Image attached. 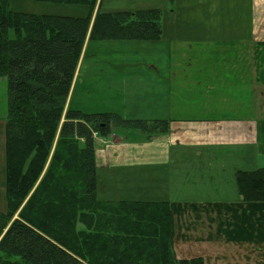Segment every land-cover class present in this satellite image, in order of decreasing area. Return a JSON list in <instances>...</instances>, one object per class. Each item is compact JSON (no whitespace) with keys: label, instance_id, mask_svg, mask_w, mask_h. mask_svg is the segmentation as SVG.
<instances>
[{"label":"trees","instance_id":"1","mask_svg":"<svg viewBox=\"0 0 264 264\" xmlns=\"http://www.w3.org/2000/svg\"><path fill=\"white\" fill-rule=\"evenodd\" d=\"M88 6L86 17L14 12L0 0V79L8 81L6 116L8 228L0 264H205L178 259L169 203L98 197L96 138L114 129L154 137L166 120L86 114L68 104L87 37L159 41L162 12H101L100 0H33ZM243 202L264 203V167L237 171Z\"/></svg>","mask_w":264,"mask_h":264},{"label":"crops","instance_id":"2","mask_svg":"<svg viewBox=\"0 0 264 264\" xmlns=\"http://www.w3.org/2000/svg\"><path fill=\"white\" fill-rule=\"evenodd\" d=\"M170 1L165 5L171 28L165 31L162 16L159 59L148 65L157 88L149 118L169 121V132L151 137L114 129L97 138V195L107 183L114 192L137 183V192L152 199L142 202L169 203L178 259L264 264V203L243 202L240 195L237 207L221 202L226 177L239 171L229 169V157L253 160L261 145L264 151V0H249L248 16L241 17L239 0ZM222 7L237 9L235 17L223 21L212 11ZM246 57L251 59L245 62ZM240 71L251 72L250 83ZM250 84L262 87L260 99L239 95ZM6 116L0 115L1 214L7 211ZM175 182L177 198H170L167 189ZM107 197L129 201L110 192ZM7 228L0 217V240Z\"/></svg>","mask_w":264,"mask_h":264},{"label":"rangeland","instance_id":"3","mask_svg":"<svg viewBox=\"0 0 264 264\" xmlns=\"http://www.w3.org/2000/svg\"><path fill=\"white\" fill-rule=\"evenodd\" d=\"M22 1L24 0H10V9L14 12L51 14L65 17H86L90 12L88 6L78 4L40 3L33 0L27 3L28 1L26 0V4L24 3L23 5ZM211 1L214 2L215 0ZM219 1L225 2L226 0ZM248 1L239 0L241 7H243L239 8V17L242 16L240 15L241 12H245V16H248ZM170 2V0H102L101 12L159 9L163 12L165 31H167V28H171V24L168 23L170 8L166 7L165 4L170 5ZM212 11L217 13L224 21L227 18L229 20L231 17H235L237 9L222 7L212 8ZM245 23L246 25L248 24V22ZM158 45V41L86 40L68 98L70 108L86 114L117 113L128 120L150 121L149 116L152 114L150 112L151 101L154 100L157 88L155 73L151 69H148V65L155 63L156 59H159V55H157ZM250 59L251 57H246L245 62H248ZM242 63H244V60H242ZM242 73L248 77L247 81L250 83L252 80L251 72H239V74ZM7 87L8 81L1 79L0 115L7 114L8 112L7 100H5V96L7 98ZM263 89L262 87L257 88V86L250 84L243 87L239 91V95L249 96V98L253 95L255 98L256 96L259 98L258 95L263 92ZM137 90H139L138 97H136ZM117 129L129 131L133 134L140 133L133 130ZM262 149L263 146L261 145L260 157H255L253 160H236L235 157H229L231 163V165L229 164V169L231 170L234 165L237 170L252 171L264 166V151ZM233 176V174L229 173L226 177L227 186L221 202L237 207L235 203L239 202L240 199L236 179ZM170 179L172 180V178ZM176 185L177 183L175 182L174 185H170V189H167L168 197L177 198V193L175 194ZM138 187L139 184L134 183L132 186H126V192L120 190L114 192L107 183L106 187L102 190L104 193L101 194V192L99 198L107 200L104 198H108L107 196L110 192V196H115L114 198H118V196H121L120 198H127L123 200H152L150 199L151 197H143L140 192H137Z\"/></svg>","mask_w":264,"mask_h":264}]
</instances>
